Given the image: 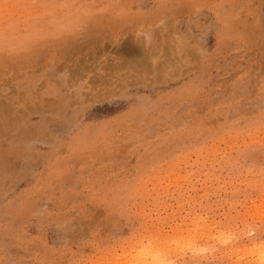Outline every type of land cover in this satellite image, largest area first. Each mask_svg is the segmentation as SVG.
Listing matches in <instances>:
<instances>
[{
	"label": "rangeland",
	"instance_id": "1",
	"mask_svg": "<svg viewBox=\"0 0 264 264\" xmlns=\"http://www.w3.org/2000/svg\"><path fill=\"white\" fill-rule=\"evenodd\" d=\"M0 125V264H264V0H0Z\"/></svg>",
	"mask_w": 264,
	"mask_h": 264
},
{
	"label": "bare ground",
	"instance_id": "2",
	"mask_svg": "<svg viewBox=\"0 0 264 264\" xmlns=\"http://www.w3.org/2000/svg\"><path fill=\"white\" fill-rule=\"evenodd\" d=\"M142 46H143V44L140 45V47H142ZM124 47H125V46H124ZM126 48H127V47H126ZM129 48H130V47H129ZM122 49H123V48H122ZM137 49H138V48H137ZM138 50H139V49H138ZM119 51H120V50H119ZM119 51H118V53H119ZM123 51H124V49H123ZM121 52H122V51H120L119 54H122ZM126 52H127V50H126ZM129 52L132 53L133 51L129 50ZM136 52H137V51H136ZM148 52H149V51H148ZM150 52H151V51H150ZM153 52H154V51H153ZM137 53H138V52H137ZM139 54H140V53H139ZM145 54H147V52L144 53V55H145ZM150 54H151V53H150ZM130 55H133V54H130ZM144 55L141 54V56L145 57ZM152 55H154V53H153ZM147 56H148V55H147ZM121 57H122V56H121ZM126 57H127V56H126ZM129 57H130V56H129ZM132 57H133V56H132ZM134 57H135V56H134ZM150 57H151V55H150ZM137 58H138V57H137ZM139 59H140V58H139ZM139 59H138V60H139ZM150 59H151V58H150ZM126 60L131 61L132 59L129 58V59H126ZM134 60H135V59H134ZM140 61H143V60L140 59ZM140 61H139V63H140ZM147 61H148V59L146 60V62H147ZM146 62H145V64H146ZM149 63H150V62H149ZM158 64H159V63H158ZM140 65H141V64H140ZM144 66H146V65H144ZM144 66H143V67H144ZM145 68H147V67H145ZM145 68H143V69H145ZM149 68H150V67H149ZM147 71H148V70H147ZM144 72H145V70H144ZM81 73H82V72H81ZM3 104H4V103H3ZM0 126H1V125H0ZM2 128H3V127H2ZM160 243H161V242H160ZM157 245H158V244H157ZM152 247H153V246H152ZM138 249H139V248H138ZM142 249H143V248H142ZM151 250H152V249H151ZM166 250H167V249H165V251H166ZM145 251H146V250H145ZM167 251H168V250H167ZM151 252H152V251H151ZM171 252H172V251H171ZM160 253H161V252H160ZM150 254H151V253H150ZM161 254H163V255L165 254V253H164V250H163V253H161ZM168 254H169V253H168ZM166 255H167V254H166ZM263 255H264V254H263ZM168 257H169V255H168ZM166 258H167V257H166ZM261 258H262V257H261ZM261 258H260V259H261ZM163 259H165V256L163 257ZM261 260H262V259H261ZM163 261H164V260H163ZM163 261H162V262H163ZM262 261H264V260H262ZM138 264H139V263H138ZM159 264H161V263L159 262Z\"/></svg>",
	"mask_w": 264,
	"mask_h": 264
}]
</instances>
